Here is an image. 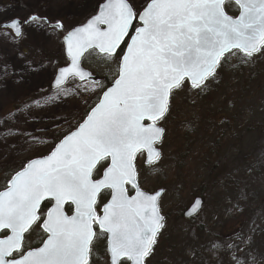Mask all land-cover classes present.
I'll return each instance as SVG.
<instances>
[{
    "label": "snow or ice",
    "instance_id": "6c2138e0",
    "mask_svg": "<svg viewBox=\"0 0 264 264\" xmlns=\"http://www.w3.org/2000/svg\"><path fill=\"white\" fill-rule=\"evenodd\" d=\"M226 2L238 6V16L227 14ZM137 19L142 26L130 34ZM29 20L47 22L37 16ZM3 27L22 35L17 19ZM129 35L117 76L99 103L50 154L27 161L0 191V230L11 232L0 239V264H90L96 241L104 238L109 264H147L165 217L160 192L149 195L139 189L137 154L146 152L149 165L161 159L155 145L164 129L157 121L169 111L174 90L187 82L203 92L234 50L243 54V63L264 53V0H148L139 12L129 0H107L98 14L65 37L71 66L59 70L58 95L69 93L65 84L70 78L81 81L85 91L103 90L104 84L83 69L81 58L98 50L111 60ZM39 140L33 135L30 142ZM108 160L103 176L96 178L98 165ZM104 192L111 199L98 215ZM44 201L51 203L46 212ZM69 203L75 206L72 215L65 213ZM34 228L46 238L42 246L25 250L26 234Z\"/></svg>",
    "mask_w": 264,
    "mask_h": 264
},
{
    "label": "rangeland",
    "instance_id": "374dc122",
    "mask_svg": "<svg viewBox=\"0 0 264 264\" xmlns=\"http://www.w3.org/2000/svg\"><path fill=\"white\" fill-rule=\"evenodd\" d=\"M102 2L0 0V24L29 15L47 20L25 21L18 39L0 30V191L10 173L47 155L54 138L74 130L104 91H85L73 79L65 85L67 95L51 91L56 70L67 60L63 32L48 26L60 22L64 31L70 30ZM129 2L139 12L148 0ZM225 11L237 15L232 4ZM234 53L203 92L187 83L173 91L169 113L159 123L165 130L157 146L161 159L145 167L144 155L137 154L140 188L165 190L159 202L165 227L147 264H264V53L247 63ZM118 60L90 52L83 67L101 76L106 86L117 76ZM34 93L30 105L11 113V105ZM33 135L40 137L38 143L30 142ZM195 192L203 194L204 207L195 222H185L180 213ZM38 232L34 228L28 235V248ZM92 259V264H108L105 238L96 241Z\"/></svg>",
    "mask_w": 264,
    "mask_h": 264
},
{
    "label": "water",
    "instance_id": "95a60500",
    "mask_svg": "<svg viewBox=\"0 0 264 264\" xmlns=\"http://www.w3.org/2000/svg\"><path fill=\"white\" fill-rule=\"evenodd\" d=\"M107 2V0H104L103 1V3H106ZM102 3V4H103ZM227 3V2H226ZM232 4H234V3H232ZM235 5V4H234ZM236 7H237V9H238V14H237V16L239 15V8H238V6L237 5H235ZM99 9H100V6H99V8H98V10H97V12H96V14H98V12H99ZM96 14H94L93 16H95ZM92 17V16H91ZM90 17V18H91ZM89 18V19H90ZM88 19V20H89ZM87 20V21H88ZM87 21L85 22V23H87ZM136 22L139 24V26H142V24L139 22V20L137 19L136 20ZM84 23V24H85ZM83 25V24H82ZM82 25H79V26H77V27H80V26H82ZM21 26H22V24H21ZM77 27H75V28H77ZM101 27H106V26H104V25H101ZM1 28H4L3 27V25L1 26ZM75 28H73V29H71V30H69L68 32H71V31H73ZM56 29H60V28H56ZM11 32H12V34L14 35V37H19V36H16L15 35V33L11 30V29H9ZM130 31V30H129ZM68 32H67V34H68ZM67 34L62 38V43H63V51H64V55H65V57H66V59L68 60V64L66 65V66H64V67H62V68H65V67H70L71 66V57L68 55V50H67V48H68V46H67V42H66V40H65V37L67 36ZM134 34V33H133ZM127 38V37H126ZM126 38H125V40H126ZM130 39H131V36H130V38H129V40H128V42H130ZM124 43V42H123ZM123 43H122V45H123ZM122 45H121V47H122ZM126 49H127V44H126V47H125V49H124V51H123V54H124V52L126 51ZM89 51H92V50H89ZM94 51H96L98 54H100L99 52H98V50H94ZM234 51H237V50H234ZM238 52V51H237ZM88 53V52H87ZM87 53H85V55L87 54ZM122 54V55H123ZM84 55V56H85ZM100 55H103V54H100ZM121 55V56H122ZM243 55V54H242ZM83 56V57H84ZM83 57L81 58V62H82V59H83ZM61 69V68H60ZM60 69H58L57 71H56V74H55V77H54V79H53V81H52V83H51V89L52 90H56L57 88L55 87V80H56V77L58 76V74H59V70ZM85 70V69H84ZM87 71V70H86ZM89 72V71H88ZM93 76V75H92ZM93 78L95 79V80H97V81H100V79L98 78V77H96V76H93ZM71 79V78H70ZM76 80H78L77 78H75ZM79 81V80H78ZM79 82H81V81H79ZM112 84L113 83H111L110 85H109V87H111L112 86ZM189 84V86H190V83H188ZM191 87V86H190ZM192 88V87H191ZM107 90V89H106ZM103 94V93H102ZM102 96V95H101ZM99 103V102H98ZM91 111V110H90ZM167 114V113H166ZM162 120V119H161ZM160 121V120H159ZM159 121H157V123L159 122ZM145 123H151L150 121H145ZM163 135H164V132H163ZM163 135H162V138H163ZM162 140V139H161ZM157 144H159V143H157ZM156 144V145H157ZM155 145V146H156ZM56 146V145H55ZM54 146V147H55ZM50 154V153H49ZM144 155H145V165H149V164H147L146 163V161H147V153L146 152H144ZM110 160H108V164H110ZM108 166V165H107ZM104 171V170H103ZM103 171H102V173H101V176L99 177V178H101L102 176H103ZM127 186H129L131 189H132V191H133V193H132V195L134 196L135 194H136V190L135 189H133L132 188V186L129 184V185H126V187ZM140 189V188H139ZM141 190V189H140ZM142 191V190H141ZM144 192V191H143ZM157 192H160V197L162 196V194L164 193V191L163 190H159V191H157ZM155 194V193H154ZM149 195H151V194H149ZM159 197V198H160ZM159 198H158V201H159ZM111 199V196H109V199H108V201ZM107 201V202H108ZM197 201V200H196ZM200 201V203L199 204H196V203H193L192 204V206L188 209V211L184 214V218H186V219H190V218H192V217H194L199 211H200V209H201V205H202V201L201 200H199ZM106 202V203H107ZM195 202V201H194ZM47 203V201H44L43 202V204H42V206L44 205V204H46ZM52 203H54V201L52 202ZM49 207H51V204H50V206ZM66 207H70L71 208V212H70V214H68V213H66ZM74 209H75V206L74 205H71L70 203L69 204H66L65 205V213L67 214V215H72V214H74ZM47 211V210H46ZM100 215H103V206L101 207V209H100ZM97 229H98V231H99V227L98 226H95ZM42 231V230H41ZM2 233H7V235H11V232L9 231V230H0V235L2 234ZM6 235V236H7ZM3 238H5V237H3ZM3 238H0V239H3ZM45 238H46V234H45ZM42 246V245H41ZM108 258H109V256H108ZM129 262V261H128ZM129 264H131V262H129Z\"/></svg>",
    "mask_w": 264,
    "mask_h": 264
},
{
    "label": "trees",
    "instance_id": "16d2710c",
    "mask_svg": "<svg viewBox=\"0 0 264 264\" xmlns=\"http://www.w3.org/2000/svg\"><path fill=\"white\" fill-rule=\"evenodd\" d=\"M104 81H106V80H104ZM108 85H109V83H106V86H105V89L108 87ZM37 97V93H34L33 95H30V94H28L27 96H25L21 101H17L16 103H14L13 105H11V108H12V112L11 113H13V112H15V111H18V110H20V109H22L24 106H26V105H30V103L32 102V99H33V97ZM62 137H60V138H54L53 140H52V145L54 146L60 139H61ZM216 143V142H215ZM215 146V144H213V146H211V148L213 149V147ZM15 173V171L14 172H12V173H10L9 174V177L8 178H10L13 174ZM4 177H5V175H4ZM226 180H231V178L229 177H227L226 178ZM103 197V196H102ZM67 211H69V208L67 209ZM196 228V227H195ZM38 234H39V237H37L33 242H32V245H38L39 243H40V241H41V238L43 237L42 236V234L40 233V232H38ZM201 255V254H200ZM206 255L205 254H203L202 253V257H205ZM192 261H194V260H192ZM198 264H205V260H201Z\"/></svg>",
    "mask_w": 264,
    "mask_h": 264
},
{
    "label": "flooded vegetation",
    "instance_id": "af4514ba",
    "mask_svg": "<svg viewBox=\"0 0 264 264\" xmlns=\"http://www.w3.org/2000/svg\"><path fill=\"white\" fill-rule=\"evenodd\" d=\"M32 15H29V16H27L25 19H24V21L23 20H21L22 22H23V24L25 25V21H27L28 23H30V20H29V17H31ZM8 21V20H7ZM5 22V21H4ZM3 22V23H4ZM45 24L47 23V22H44ZM49 27L51 26V24H49L48 25ZM1 31H5V32H7L8 34H11L8 30H6V29H3V30H1ZM196 198H202L203 200H205V198H204V196H203V194L202 193H198V194H195V195H193L192 196V200L193 199H196ZM183 215V212L181 211V213H180V216H182ZM198 218V217H197ZM197 218H194V219H192V222L191 223H193V222H195L194 220H196Z\"/></svg>",
    "mask_w": 264,
    "mask_h": 264
}]
</instances>
